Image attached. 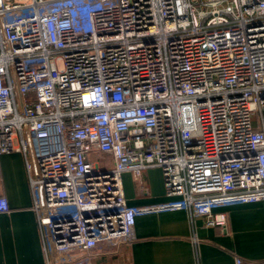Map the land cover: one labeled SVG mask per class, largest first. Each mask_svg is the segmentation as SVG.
Returning <instances> with one entry per match:
<instances>
[{
  "label": "built area",
  "instance_id": "built-area-1",
  "mask_svg": "<svg viewBox=\"0 0 264 264\" xmlns=\"http://www.w3.org/2000/svg\"><path fill=\"white\" fill-rule=\"evenodd\" d=\"M13 151L46 264L114 254L151 211L227 230L222 208L264 200V0H0V166ZM150 167L170 199L129 205L123 173Z\"/></svg>",
  "mask_w": 264,
  "mask_h": 264
},
{
  "label": "crops",
  "instance_id": "crops-1",
  "mask_svg": "<svg viewBox=\"0 0 264 264\" xmlns=\"http://www.w3.org/2000/svg\"><path fill=\"white\" fill-rule=\"evenodd\" d=\"M129 205L167 201L163 172L150 167L136 178L122 175ZM0 195L10 210L0 213V264H46L33 195L23 155H1ZM228 229L212 226L185 210H157L138 215L136 239L114 254H100L92 264H235L239 255L264 260V200L222 208Z\"/></svg>",
  "mask_w": 264,
  "mask_h": 264
}]
</instances>
